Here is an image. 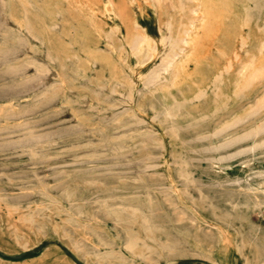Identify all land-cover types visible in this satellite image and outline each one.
Masks as SVG:
<instances>
[{
    "label": "rangeland",
    "instance_id": "obj_1",
    "mask_svg": "<svg viewBox=\"0 0 264 264\" xmlns=\"http://www.w3.org/2000/svg\"><path fill=\"white\" fill-rule=\"evenodd\" d=\"M0 11V264H264V0Z\"/></svg>",
    "mask_w": 264,
    "mask_h": 264
},
{
    "label": "bare ground",
    "instance_id": "obj_2",
    "mask_svg": "<svg viewBox=\"0 0 264 264\" xmlns=\"http://www.w3.org/2000/svg\"><path fill=\"white\" fill-rule=\"evenodd\" d=\"M1 1H2V0H1ZM199 1H200V0H199ZM3 3H4V2H3ZM5 3H6V2H5ZM250 4H251V3H250ZM3 5H4V4H3ZM27 5H28V4H27ZM252 5H253V4H252ZM5 6H6V4H5ZM22 6H23V5H22ZM209 6H210V5H209ZM2 8H3V7H2ZM192 9H193V8H192ZM1 11H2V10H1ZM1 11H0V12H1ZM4 11H5V10H4ZM24 12H25V11H24ZM244 14H246V13H244ZM24 15H25V14H24ZM4 16H5V15H4ZM22 16H23V15H22ZM5 17H6V16H5ZM3 18H4V17H2V19H3ZM8 18H9V17H8ZM23 18H24V17H23ZM57 18H58V17H57ZM10 19L13 20V18H10ZM0 20H1V19H0ZM25 20H26V19H24V21H25ZM5 21H6V20H5ZM10 21H11V20H10ZM13 21H14V20H13ZM7 22H8V21H7ZM15 22H16V20H15ZM12 24H13V23H12ZM6 26H7V25H6ZM28 26H29V25H28ZM15 27H16V26H15ZM52 27H53V26H52ZM52 27H49V28L51 29ZM55 27H56V26H55ZM56 28H57V27H56ZM52 29H53V28H52ZM19 30H20V29H19ZM24 30H25V29H24ZM27 30H29V29L27 28V29H26V32H27ZM9 31H10V30H9ZM1 33H3V32H1ZM24 33H25V32H24ZM15 34H16V33H15ZM27 34H28V33H27ZM21 35H22V34H21ZM167 37H168V36H167ZM35 40H36V39H35ZM36 41H37V40H36ZM132 41L134 42V40H132ZM13 42H14V41H13ZM19 42H20V41H19ZM33 42H34V41H33ZM172 42H174V41H172ZM36 43H37V42H36ZM131 43H132V42H131ZM23 44H24V43H23ZM40 44H41V43H40ZM6 45H7V44H6ZM125 45H126V44H125ZM132 45H134V44L132 43ZM141 45H142V44H141ZM1 47H2V46H1ZM19 47H20V46H19ZM25 47H27V46H25ZM38 47H39V46H38ZM40 47H41V46H40ZM20 48H21V47H20ZM133 48H134V47H133ZM135 48H136V47H135ZM160 48H161V47H160ZM34 49H35V48H34ZM178 49H179V48H178ZM10 50H11V49H10ZM22 50H23V49H22ZM127 50H130V48L127 49ZM160 50H161V49H160ZM30 51H31V50H30ZM134 51H135V50H134ZM152 51H153V50H152ZM152 51H151V52H152ZM15 52H16V51H15ZM147 52H148V51H147ZM154 52H155V51H154ZM156 52H157V50H156ZM12 53H13V52H12ZM18 53H20V52H18ZM157 53H158V52H157ZM157 53H156V54H157ZM0 54H2V53H0ZM34 54H35V53H34ZM43 54H44V53H43ZM43 54H42V56H43ZM2 55H6V54H2ZM2 55H1V56H2ZM7 55H8V53H7ZM14 55H15V54H14ZM16 55H17V54H16ZM131 56H132V55H131ZM176 56H177V55H176ZM4 57H5V56H4ZM25 57H27V56H25ZM133 57H134V56H133ZM5 58H6V57H5ZM22 58H23V57H22ZM35 58H36V57H35ZM46 58H48V57H46ZM70 58H71V57H70ZM163 58H164V57H163ZM43 59H44V58H43ZM54 59H55V58H54ZM18 60H19V59H18ZM40 60H41V59H40ZM124 60H125V58H124ZM147 60H148V59H147ZM153 60H154V59H153ZM19 61H20V60H19ZM47 61H52V60H48V59H47ZM163 61H164V60H163ZM0 62H2V60H1ZM35 62H36V61H35ZM53 63H54V62H53ZM122 63H123V62H122ZM0 64H1V63H0ZM2 64H3V63H2ZM23 64H24V63H23ZM28 64H29V63H28ZM28 64H27V66H30V65H28ZM32 64H33V63H32ZM50 64H51V63H50ZM125 64H127V63H125ZM38 65H39V64H38ZM40 65H41V63H40ZM93 65H94V64H93ZM158 65H159V64H158ZM91 66H92V65H91ZM133 66H134V65H133ZM142 66H143V64H142ZM142 66H141V67H142ZM0 67H1V66H0ZM2 67H3V65H2ZM44 67H45V66H44ZM63 67H64V66H63ZM92 67H93V66H92ZM162 67H163V66H162ZM162 67H161V68H162ZM7 68H8V67H7ZM11 68H12V67H11ZM158 68H159V67H158ZM4 69H5V68H4ZM9 69H10V68H9ZM14 69H15V68H14ZM20 69H24V68H21V67H20ZM31 69H32V68H31ZM44 69H45V68H44ZM61 69H62V68H61ZM79 69H80V68H79ZM135 69H136V68H135ZM167 69H168V68H167ZM6 70H7V69H6ZM24 70H25V69H24ZM24 70H22V71H24ZM26 70H27V69H26ZM34 70H35V69H34ZM39 70H42V68H40ZM39 70H38V71H39ZM80 70H81V69H80ZM150 70H151V69H150ZM155 70H156V69H155ZM18 71H19V70H18ZM36 71H37V70H36ZM38 71H37V72H38ZM42 71H43V70H42ZM42 71H41L40 73H42ZM44 71H45V70H44ZM44 71H43V72H44ZM53 71H54V70H53ZM125 71H126V70H125ZM128 71H129V70H128ZM153 71H154V68H153ZM12 72H14L13 69H12ZM26 72H27V71H26ZM46 72H47V70H46ZM67 72H68V71H67ZM90 72H91V71H90ZM132 72H133V71H132ZM149 72H150V71H149ZM151 72H152V71H151ZM160 72H161V70H160ZM4 73H6V72H4ZM19 73H20V71H19ZM68 73H69V72H68ZM81 73H82V72H81ZM137 73H138V72H137ZM157 73H158V72H156V74H157ZM0 74H1V73H0ZM16 74H18V73H16ZM45 74H46V73H45ZM45 74H44V76H45ZM49 74H50V73H49ZM54 74L56 75V73H54ZM76 74H77V73H76ZM139 75H140V74H139ZM139 75H138V76H139ZM143 75H144V74H143ZM145 75H146V74H145ZM145 75H144V76H145ZM154 75H155V74H154ZM157 75H158V74H157ZM157 75H156V76H157ZM160 75H161V74H160ZM56 76H57V75H56ZM128 76H129V75H128ZM141 76H142V75H140V77H141ZM148 76H149V75H148ZM161 76H162V75H161ZM25 77H26V76H25ZM49 77H50V76H49ZM134 77H135V76H134ZM152 77H153V74H152ZM157 77H158V76H157ZM157 77L153 78L154 81L157 79ZM9 78H10V77H9ZM78 78H79V77H78ZM137 78H138V77H137ZM145 78H147V76H146ZM149 78H150V77H149ZM4 79H6V78H4ZM25 79H26V78H25ZM27 79H28V78H27ZM36 79H37V78H36ZM39 79H42V78H39ZM51 79H52V78H51ZM153 79H152V80H153ZM31 80H33V79L31 78ZM42 80H43V79H42ZM56 80H57V79H56ZM58 80H59V79H58ZM81 80H82V79H81ZM147 80H148V78H147ZM147 80H146V81H147ZM157 80H158V79H157ZM157 80H156V81H157ZM162 80L164 81L163 78H162ZM23 81H24V79H23ZM23 81H22V82H23ZM34 81H35V80H34ZM40 81H41V80H40ZM40 81H39V82H40ZM43 81H44V80H43ZM43 81H42V82H43ZM64 81H65V80H64ZM69 81H70V80H69ZM97 81H99V80H97ZM129 81H130V80H129ZM136 81H137V80H136ZM27 82H28V80H27ZM37 82H38V79H37ZM39 82H38V83H39ZM67 82H68V81H67ZM114 82H115V81H114ZM116 82H117V81H116ZM150 82H152V81H150ZM13 83H14V82H13ZM35 83H36V82H35ZM153 83H154V82H153ZM16 84H17V83H16ZM20 84H21V83H20ZM25 84H26V83H25ZM28 84H29V83H28ZM31 84H32V83H31ZM36 84H37V83H36ZM52 84H53V83H52ZM59 84H60V83H59ZM62 84H63V83H62ZM118 84H119V82H118ZM10 85H11V84H10ZM22 85H23V84H22ZM34 85H35V84H34ZM34 85H33V86H34ZM153 85H154V84H153ZM3 86H4V85H3ZM17 86H18V85H17ZM25 86L27 87L28 85H25ZM25 86L23 85L22 87H25ZM30 86H31V85H30ZM35 86H36V85H35ZM62 86H64V85H62ZM143 86H144V85H143ZM145 86H146V85H145ZM149 86H151V85H149ZM11 87H12V86H11ZM26 87H25V88H26ZM115 87H117V86H115ZM152 87H153V86H152ZM156 87H157V86H156ZM19 88H20V87H19ZM29 88H30V87H29ZM31 88H32V87H31ZM100 88H101V87H100ZM140 88H142V86H141ZM9 89H10V88H9ZM11 89H12V88H11ZM13 89H16V88L13 87ZM13 89H12V90H13ZM17 89H18V88H17ZM26 89H27V88H26ZM48 89H49V88H48ZM65 89H66V88H65ZM98 89H99V88H98ZM101 89H103V88H101ZM104 89H105V88H104ZM133 89H134V88H133ZM143 89H144V88H143ZM143 89H142V90H143ZM23 90H24V89H23ZM27 91H28V90H27ZM30 91H31V90H30ZM64 91H65V90H64ZM68 91H69V90H68ZM106 91H107V90H106ZM110 91H111V90H110ZM146 91H147V90H146ZM8 92H9V91H8ZM10 92H12V91H10ZM20 92H21V91H20ZM28 92H29V91H28ZM43 92H44V91H43ZM107 92H108V91H107ZM111 92H112V91H111ZM138 92H139V91H138ZM147 92H149V91H147ZM147 92H146V94H147ZM22 93H23V92H22ZM41 93H42V92H41ZM59 93H60V91H59ZM66 93H67V92H66ZM69 93H71V92L69 91ZM136 93H137V92H136ZM18 94H19V93H18ZM25 94H26V92H25ZM52 94H53V93H52ZM62 94H63V93H62ZM119 94H120V93H119ZM137 94H138V93H137ZM13 95H14V94H13ZM20 95H22V94H20ZM54 95H55V94H54ZM69 95H70V94H69ZM120 95H121V94H120ZM148 95H149V94H148ZM25 96H26V95H25ZM39 96H40V95H39ZM61 96H62V95H61ZM97 96H98V95H97ZM138 96H140V95H138ZM151 96H152V95H151ZM51 97H52V96H51ZM141 97H142V96H141ZM143 97H144V96H143ZM81 98H82V97H81ZM5 99H6V98H5ZM7 99H8V98H7ZM22 99H23V98H22ZM33 99H34V98H33ZM35 99H36V97H35ZM84 99H85V98H84ZM192 100L194 101V99H192ZM18 101H19V100H18ZM48 101H50V100H48ZM53 101H54V100H53ZM59 101H60V100H59ZM66 101H67V100H66ZM115 101H116V100H115ZM127 101H128V100H127ZM19 102H20V101H19ZM29 102H30V101H29ZM67 102H68V101H67ZM75 102H76V101H75ZM97 102H98V101H97ZM116 102H117V101H116ZM124 102H125V101H124ZM173 102H174V101H173ZM189 102H190V101H189ZM9 103H10V102H9ZM45 103H46V102H44V104H45ZM48 103H49V102H48ZM88 103H91V102H88ZM3 104H4V103H3ZM44 104H42V105H44ZM52 104H53V103H52ZM52 104H51V105H52ZM72 104H73V103H72ZM84 104H85V103H84ZM9 105H10V104H9ZM37 105H39V104H37ZM59 105H60V104H59ZM110 105H111V104H110ZM7 106H8V105H7ZM79 106H80V105H79ZM85 106H86V104H85ZM97 106H98V105H97ZM5 107H6V106H5ZM8 107H9V106H8ZM60 107H61V105H60ZM63 107H64V106H63ZM66 107H67V106H66ZM170 107H172V104L170 105ZM30 108H31V107H30ZM43 108H45V107H43ZM58 108H59V107H58ZM105 108H106V107H105ZM12 109H13V107H12ZM16 109H17V108H16ZM16 109H15V110H16ZM26 109H27V108H26ZM32 109H34V108H32ZM139 109H140V108H139ZM251 109H252V108H251ZM9 110H10V109H9ZM36 110H37V109H36ZM36 110H33V111H36ZM91 110H92V109H91ZM160 110H162V108H161ZM11 111H12V110H11ZM11 111H10V112H11ZM18 111H19V110H18ZM26 111H28V110H26ZM37 111H38V110H37ZM128 111H129V110H128ZM164 111H166V110H164ZM6 112H9V111H6ZM31 112H32V111H30L29 113H31ZM158 112H160V111H158ZM20 113H21V112H20ZM94 113H95V112H94ZM130 113H131V112H130ZM168 113H169V112H168ZM217 113H218V112H217ZM4 114H5V112H4ZM24 114H25V113H24ZM73 114H74V112H73ZM73 114H72V115H73ZM124 114H125V113H124ZM151 114H152V113H151ZM253 114H255V113H253ZM6 115H7V114H6ZM17 115H18V114H17ZM19 115H20V114H19ZM21 115H22V114H21ZM130 115H131V114H130ZM171 115H172V114H170L169 117H170ZM174 115H176V114L174 113ZM1 116H2V115H1ZM7 116H10V115L8 114ZM162 116H163V115H162ZM10 117H13V114H12ZM16 117H17V116H16ZM73 117H74V116H73ZM80 117H82V116H80ZM136 117H138V116H136ZM165 117H168V116H165ZM172 117H173V116H172ZM250 117H251V116H250ZM5 118H6V117H5ZM17 118H18V117H17ZM74 118H75V117H74ZM96 118H97V117H96ZM104 118H105V116H104ZM178 118L180 119V117H178ZM204 118H205V117H204ZM7 119H8V118H7ZM10 119H11V118H10ZM15 119H16V118H15ZM82 119H83V118H82ZM90 119H92V118H90ZM20 120H21V119H20ZM73 120H74V119H73ZM76 120H77V118H76ZM76 120H75V121H76ZM154 120H155V119H154ZM199 120H200V119H199ZM244 120H245V119H244ZM244 120H243V121H244ZM29 121H31V120H29ZM34 121H37V120H34ZM80 121H81V120H80ZM101 121H102V120H101ZM16 122H17V121H16ZM16 122H15V123H16ZM77 122H78V121H77ZM169 122H170V121H169ZM34 123H36V122H34ZM34 123H33V124H34ZM83 123H84V121H83ZM140 123H141V122H140ZM142 123H143V122H142ZM146 123H147V121H146ZM164 123H165V122H164ZM13 124H14V123H13ZM21 124H22V123H21ZM98 124H99V123H98ZM136 124H137V123H136ZM138 124H139V123H138ZM143 124H144V123H143ZM228 124H229V123H228ZM233 124H234V123H233ZM0 125H1V124H0ZM6 125H7V124H6ZM8 125H9V124H8ZM18 125H19V122L17 123V126H18ZM26 125H28V124H26ZM29 125H30V124H29ZM34 125H35V124H34ZM94 125H95V124H94ZM128 125H129V124H128ZM134 125H135V124H134ZM140 125H141V124H140ZM9 126H11V125H9ZM14 126H16V124H15ZM20 126H21V125H20ZM23 126H24V125H23ZM69 126H70V125H69ZM80 126H81V125H80ZM80 126H78V127H80ZM95 126H97V125H95ZM132 126H133V124H132ZM147 126H148V125H147ZM222 126H223V125H222ZM222 126L219 127V128H222ZM226 126H227V125H226ZM229 126H230V125H229ZM235 126H236V124H235ZM21 127H22V126H21ZM24 127H25V126H24ZM42 127H43V126H42ZM42 127H40V128H42ZM64 127H65V126H64ZM81 127H82V126H81ZM81 127H80V128H81ZM86 127H87V126H86ZM88 127H90V126H88ZM97 127H99V126H97ZM126 127H128V126H126ZM224 127H225V126H224ZM8 128H9V127H8ZM65 128H67V127H65ZM65 128H64V129H65ZM76 128H77V127H76ZM90 128H91V127H90ZM172 128H173V127H172ZM230 128H231V127H230ZM11 129H13V128H11ZM59 129H60V128H59ZM70 129H71V128H70ZM78 129H79V128H78ZM82 129H83V128H82ZM88 129H89V128H88ZM121 129H122V128H121ZM223 129H225V128H223ZM14 130H16V129H14ZM27 130L30 131L31 129H27ZM33 130H35V129H33ZM118 130H119V129H118ZM173 130H174V129H173ZM175 130H176V129H175ZM217 130H218V129H217ZM256 130H257V129H256ZM10 131H11V130H10ZM69 131H70V130H69ZM100 131H101V130H100ZM151 131H153V130H151ZM170 131H171V130H170ZM214 131H215V130H214ZM214 131H213V132H214ZM3 132H5V131H3ZM23 132H24V131H23ZM97 132H98V131H97ZM113 132H114V131H113ZM20 133H21V132H20ZM81 133H82V131H81ZM94 133H95V132H94ZM98 133H99V132H98ZM102 133H103V132H102ZM114 133H115V132H114ZM128 133H129V132H128ZM154 133H156V132H154ZM157 133H158V132H157ZM215 133H216V131H215ZM215 133H213V134H215ZM256 133H257V132H256ZM14 134H15V133H14ZM83 134H84V133H83ZM132 134H133V133H132ZM213 134H211V137H212ZM219 134H220V133H219ZM10 135H13V134H10ZM20 135H21V134H20ZM30 135H31V134H30ZM49 135H50V134H49ZM53 135H54V134H53ZM60 135H61V134H60ZM73 135H74V134H73ZM75 135H76V134H75ZM122 135H123V134H122ZM173 135H174V134H173ZM204 135H206V134H204ZM50 136H51V135H50ZM65 136H66V135H65ZM91 136H92V135H91ZM144 136H145V135H144ZM174 136H175V135H174ZM199 136H200V135H199ZM249 136H251V135H249ZM4 137H5V136H4ZM11 137H12V136H11ZM52 137H53V136H52ZM55 137H56V136H55ZM69 137H70V136H69ZM123 137H124V136H123ZM136 137H137V136H136ZM175 137H176V136H175ZM202 137H203V134H202ZM202 137H201V138H202ZM206 137H207V136H206ZM213 137H214V136H213ZM2 138H3V137H2ZM36 138H37V137H36ZM92 138H93V137H92ZM111 138H112L111 140L114 139L113 137H111ZM241 138H243V137H241ZM246 138H247V136H246ZM23 139H24V138H23ZM28 139H31V140H32V137H31V138H28ZM89 139H91V138H89ZM94 139H95V138H94ZM117 139H118V138H117ZM117 139H116V140H117ZM238 139H240V138H238ZM19 140H20V138H19ZM24 140H26V139H24ZM31 140H30V141H31ZM107 140H108V139H107ZM114 140H115V139H114ZM114 140H113V141H114ZM126 140H127V139H126ZM130 140H131V139H130ZM173 140H174V139H173ZM176 140H177V139H176ZM195 140H196V139H195ZM202 140H203V139H202ZM6 141H7V140H6ZM22 141H23V140H22ZM27 141H28V140H26V142H27ZM39 141H40V140H39ZM81 141H82V140H81ZM84 141L86 142V139H85ZM190 141H191V140H190ZM235 141H236V140H235ZM90 142H91V141H90ZM97 142H98V141H97ZM106 142H107V141H106ZM108 142H109V141H108ZM128 142H129V141H128ZM229 142H230V141H229ZM229 142H228V144H229ZM242 142H243V141H242ZM4 143H5V142H4ZM15 143H16V142H15ZM21 143H22V142H21ZM75 143H76V142H75ZM104 143H105V142H104ZM220 143H222V142H220ZM233 143H234V142H233ZM6 144H7V143H6ZM6 144H5V146H6ZM9 144L11 145V143H9ZM9 144H8V145H9ZM29 144H30V142H29ZM50 144H51V143H50ZM101 144H102V142H101ZM143 144H144V143H143ZM217 144H218V143H217ZM217 144H215V145H217ZM10 145H9V146H10ZM36 145H37V144H36ZM62 145H63V144H62ZM79 145H80V144H79ZM82 145H83V144H82ZM104 145H108V144H104ZM134 145H135V144H134ZM229 145H232V144H229ZM234 145H236V143L233 144V146H234ZM12 146H13V145H12ZM12 146H11V147H12ZM59 146H60V145H59ZM75 146H76V145H75ZM97 146H98V145H97ZM122 146H124V145H122ZM125 146H126V145H125ZM148 146H149V145H148ZM213 146H214V145H213ZM223 146H224V145H223ZM0 147H1V146H0ZM7 147H8V146H7ZM11 147H9V148H11ZM16 147H17V146H16ZM55 147H57V145H56ZM69 147H71V146H69ZM72 147H73V145H72ZM85 147H87V145H86ZM85 147H84V148H85ZM119 147H121V146H119ZM128 147H129V146H128ZM143 147H144V146H143ZM163 147H164V146H163ZM220 147H221V146H220ZM224 147H225V146H224ZM231 147H232V146H231ZM3 148H4V147H3ZM34 148H35V147H34ZM51 148H52V147H51ZM88 148H89V147H88ZM93 148H94V147H93ZM95 148H96V147H95ZM203 148H204V147H203ZM206 148H207V147H206ZM7 149H8V148H7ZM23 149H24V148H23ZM73 149H74V148H73ZM73 149H72V150H73ZM78 149H79V148H78ZM90 149H91V147H90ZM108 149H109V148H108ZM108 149H107V150H108ZM110 149H111V148H110ZM113 149H114V148H113ZM214 149H216V148H213L212 150H214ZM218 149H219V146H218ZM220 149H221V148H220ZM222 149H223V148H222ZM226 149H227V148H226ZM228 149H229V148H228ZM241 149H242V148H241ZM244 149H245V148H244ZM5 150H6V149H5ZM18 150H19V149H18ZM25 150H26V149H25ZM28 150H29V148H28ZM69 150H70V149H69ZM75 150H76V149H75ZM98 150H99V149H98ZM98 150L96 149V151H98ZM100 150H101V149H100ZM119 150H121V149H119ZM161 150H162V149H161ZM251 150H252V149H251ZM13 151H14V150H13ZM60 151H62V150H60ZM64 151H65V150H64ZM87 151H88V150H87ZM89 151H90V150H89ZM93 151H94V150H93ZM101 151H102V150H101ZM132 151H133V150H132ZM203 151H204V150H202V152H203ZM214 151H215V150H214ZM236 151H237V150H235L234 152H236ZM241 151H242V150H241ZM5 152H6V151H5ZM5 152H4V153H5ZM14 152H15V151H14ZM29 152H31V151H29ZM58 152H59V151H58ZM84 152H85V151H84ZM107 152H108V151H107ZM119 152H120V151H119ZM129 152H130V151H129ZM9 153H10V152H9ZM68 153H69V152H68ZM68 153H67V154H68ZM77 153H78V152H77ZM79 153H80V152H79ZM97 153L100 154L101 152H97ZM127 153H128V152H127ZM211 153H213V152H211ZM240 153H243V152H240ZM240 153H239V154H240ZM2 154H3V153H2ZM23 154H25V153H23ZM28 154H31V153H28ZM32 154H34V153L32 152ZM71 154H72V153H71ZM89 154H90V153H89ZM105 154H107V153L105 152ZM243 154H244V153H243ZM243 154H242V155H243ZM34 155H36V154H34ZM69 155H70V154H69ZM87 155H88V154H87ZM92 155H93V154H92ZM95 155H98V154H95ZM100 155H101V154H100ZM148 155H149V154H148ZM162 155H163V154H162ZM230 155H231V154H230ZM234 155H236V154L234 153ZM12 156H13V155H12ZM16 156H17V155H16ZM36 156H37V155H36ZM56 156H57V155H56ZM60 156H61V155H60ZM65 156H67V155H65ZM102 156H103V153H102ZM146 156H147V155H146ZM151 156H153V155H151ZM169 156H170V155H169ZM223 156H224V155H223ZM232 156H233V155H232ZM238 156H239V155H238ZM238 156H237V157H238ZM17 157H18V156H17ZM78 157H79V156H78ZM80 157H82V156H80ZM83 157H84V156H83ZM83 157H82V158H83ZM95 157H97V156H95ZM153 157H154V156H153ZM156 157H157V156H156ZM217 157H218V156H217ZM229 157H230V156H229ZM11 158H12V157H11ZM18 158H19V157H18ZM20 158H21V157H20ZM31 158H32V157H31ZM34 158H35V157H34ZM46 158H48V157H46ZM51 158H54V157L51 156ZM110 158H111V157H110ZM142 158H143V157H142ZM220 158H221V157H220ZM224 158H225V157H224ZM2 159H3V158H2ZM6 159H7V158H6ZM6 159H5V160H6ZM28 159H29V158H28ZM54 159H56V158H54ZM54 159H53V160H54ZM73 159H74V158H73ZM83 159H84V158H83ZM100 159H101V158H100ZM100 159H99V160H100ZM107 159H108V158H107ZM172 159H173V158H172ZM190 159H191V158H190ZM192 159H193V158H192ZM222 159H223V158H222ZM226 159H228V158H226ZM21 160H22V159H21ZM37 160H39V159H37ZM37 160H36V161H37ZM50 160H52V159H50ZM76 160H77V159H76ZM85 160H86V159H85ZM91 160H93V157H92ZM94 160H96V159H94ZM94 160H93V161H94ZM97 160H98V159H97ZM123 160H124V159H123ZM220 160H221V159H220ZM223 160H224V159H223ZM223 160H222V161H223ZM29 161H30V160H29ZM32 161H33V160H32ZM34 161H35V159H34ZM43 161H45V159H44ZM43 161H42V162H43ZM48 161H49V160H48ZM82 161H83V160H82ZM88 161H90V160H88ZM137 161H139V160H137ZM188 161H189V160H188ZM212 161H213V160H212ZM222 161H220V162H222ZM229 161H230V160H229ZM38 162H39V161H38ZM78 162H79V161H78ZM95 162H96V161H95ZM130 162L132 163V161H130ZM145 162H146V161H145ZM204 162H206V161H204ZM215 162H216V161H215ZM217 162H218V161H217ZM22 163H23V162H22ZM31 163H32V162H31ZM34 163H35V162H34ZM80 163H81V162H80ZM124 163H126V162H124ZM124 163H123V164H124ZM127 163H128V162H127ZM134 163H135V162H134ZM136 163H137V162H136ZM138 163H139V162H138ZM138 163H137V164H138ZM189 163H190V162H189ZM237 163H238V162H237ZM69 164H70V163H69ZM78 164H79V163H78ZM81 164H82V163H81ZM120 164H121V163H120ZM74 165H75V164H74ZM91 165H93V164H91ZM107 165H108V164H107ZM107 165H106V166H107ZM130 165H131V164H130ZM132 165H133V164H132ZM134 165H135V164H134ZM159 165H161V164H159ZM190 165H191V164H190ZM212 165H213V164H212ZM212 165H211V166H212ZM54 166H55V165H54ZM58 166L60 167V165H58ZM61 166H62V165H61ZM63 166H64V165H63ZM151 166H152V164H151ZM151 166H150V167H151ZM155 166H156V164H155ZM116 167H118V166H116ZM126 167H127V166H126ZM144 167H145V166H144ZM147 167H149V165H147L146 168H147ZM150 167H149V168H150ZM191 167H192V166H191ZM240 167H241V166H240ZM48 168H49V167H48ZM94 168H95V167H94ZM99 168H100V167H99ZM102 168H104V166H103ZM112 168H114V167H112ZM119 168H120V167H119ZM86 169H87V168H86ZM100 169H101V168H100ZM137 169H138V168H137ZM142 169H143V168H141V170H142ZM77 170L79 171V169H77ZM133 170H134V169H133ZM133 170H132V171H133ZM143 170H144V169H143ZM14 171H15V170H14ZM132 171H129V172L131 173ZM103 172H104V171H103ZM103 172H102V173H103ZM112 172H113V171H112ZM112 172H110V173H112ZM125 172H126V171H124V173H125ZM134 172H135V171H134ZM107 173H108V172H107ZM114 173H115V172H114ZM126 173H127V172H126ZM56 174H57V173H56ZM93 174H94V173H93ZM58 175H59V174H58ZM58 175H57V176H58ZM101 175H102V174H101ZM134 175H136V174H134ZM143 175H144V174H143ZM145 175H146V174H145ZM145 175H144V176H145ZM180 175H182V174H180ZM261 175H262V174H261ZM263 175H264V174H263ZM52 176H53V175H52ZM57 176H56V177H57ZM126 176H127V175H126ZM258 176H259V175H258ZM69 177H70V175H69ZM191 177H192V176H191ZM252 177H253V176H252ZM93 178H94V177H93ZM179 178H180V177H179ZM258 178H259V177H258ZM260 178H261V177H260ZM86 179H87V178H86ZM119 180H120V179H119ZM125 180H126V179H125ZM135 180H136V179H135ZM137 180H138V177H137ZM84 181H85V180H84ZM90 181H92V179H91ZM128 181H129V180H128ZM180 181H181V180H180ZM195 181H196V180H194V182H195ZM238 181H239V180H238ZM87 182H88V181H87ZM93 182H94V181H92V183H93ZM95 182H96V181H95ZM95 182H94V183H95ZM97 182H98V181H97ZM132 182H133V181H132ZM136 182H137V181H136ZM184 182H185V181H184ZM243 182H244V181H243ZM245 182H247V181H245ZM56 183H57V182H56ZM88 183H89V182H88ZM88 183H87V184H88ZM100 183H101V182H100ZM122 183H124V182H122ZM185 183H186V182H185ZM196 183H198V182H196ZM225 183H226V182H225ZM227 183H230V182H227ZM227 183H226V184H227ZM231 183H232V182H231ZM238 183H239V182H238ZM96 184H97V183H96ZM101 184H102V183H101ZM176 184H177V183H176ZM193 184H194V183L192 182V185H193ZM200 184H201V183H200ZM214 184H216V183H214ZM214 184H213V186H214ZM232 184H233V183H232ZM234 184H235V183H234ZM91 185H92V184H91ZM184 185H185V184H184ZM192 185H191V186H192ZM197 185H199V183H198ZM201 185H204V184L202 183ZM209 185H210V184H209ZM218 185H219V184H218ZM110 186H111V185H110ZM171 186H172V185H171ZM181 186H182V185H181ZM210 186H211V185H210ZM95 187H96V186H95ZM168 187H170V186H168ZM258 187H260V186H258ZM53 188H55V187H53ZM157 188H158V187H157ZM202 188H204V186H203ZM202 188H201V189H202ZM16 189H17V188H16ZM145 189H146V188H145ZM185 189H186V188H185ZM204 189H205V188H204ZM217 189H218V188H217ZM222 189H223V188H222ZM222 189H221V190H222ZM228 189H229V188H228ZM238 189H239V188H238ZM255 189H256V188H255ZM148 190H149V189H148ZM221 190H220V191H221ZM231 190H232V189H231ZM73 191H74V190H73ZM117 191H118V190H117ZM123 191H125V190H123ZM133 191H134V190H133ZM133 191H132V192H133ZM154 191H155V190H154ZM184 191H185V190H184ZM248 191H250V190H248ZM152 192H153V191H152ZM200 192H201V191H200ZM252 192H254V191H252ZM259 192H260V191H259ZM13 193H14V192H13ZM186 193H187V192H186ZM197 193H198V192H197ZM171 194H172V192H171ZM182 194H183V193H181V195H182ZM244 194H245V193H244ZM182 196H183V195H182ZM185 196H186V195H185ZM199 196H200V195H199V193H198V197H199ZM203 196H204V195H203ZM252 196H253V195H252ZM122 197H123V196H122ZM127 197H128V196H127ZM190 197H191V196H190ZM48 198H49V197H48ZM247 198H248V197H247ZM253 198H254V197H253ZM108 199H109V198H108ZM185 199H186V198H185ZM187 199H188V198H187ZM192 199H193V198H192ZM192 199H191V200H192ZM100 200H101V199H100ZM115 200H116V199H115ZM117 200H118V199H117ZM203 200H204V199H203ZM205 200H206V199H205ZM205 200H204V201H205ZM212 200H214V199H212ZM255 200H257V199H255ZM249 201H250V200H249ZM64 202H65V201H64ZM85 202H86V201H85ZM87 202H88V201H87ZM182 202H183V201H182ZM191 202H193V201H191ZM198 202H199V201H198ZM250 202H251V201H250ZM76 203H77V202H76ZM226 203H227V202H226ZM70 204H71V203H70ZM56 205H57V203H56ZM202 205H204V204H202ZM228 205H230V204H228ZM103 206H104V205H103ZM257 206H259V205H257ZM257 206H256V208H257ZM67 207H68V206H67ZM69 207H70V206H69ZM117 207H118V206H117ZM128 207H129V206H128ZM188 207H189V206H188ZM194 207H196V206H194ZM208 207H209V206H208ZM99 208H100V207H99ZM109 208H110V207H109ZM125 208H126V207H125ZM191 208H192V207H191ZM209 208H210V207H209ZM232 208H233V207H232ZM62 209H63V207H62ZM107 209H108V208H107ZM127 209H128V208H127ZM134 209H135V208H134ZM211 209H212V208H211ZM129 210H131V209H129ZM193 210H194V209H193ZM228 210H229V209H228ZM258 210H259V209H257V211H258ZM210 211H212V210H210ZM215 211H216V210H215ZM131 212H132V211H131ZM158 212H159V211H158ZM62 213H63V212H62ZM62 213H61V214H62ZM132 213H133V212H132ZM96 214H97V213H96ZM190 214H191V213H190ZM65 215H67V214H65ZM79 215H80V214H79ZM223 215H224V214H223ZM80 216H81V215H80ZM82 216H83V215H82ZM130 216H131V215H130ZM211 216H213V214H212ZM227 216H228V215H227ZM71 217H72V216H70V218H71ZM180 217H181V216H180ZM229 217H230V216H229ZM64 218H65V217H64ZM64 218H63V220L65 221ZM68 218H69V217H68ZM70 218H69V219H70ZM134 218H135V217H134ZM214 218L217 219L216 216H214ZM226 218H227V217H226ZM238 218H239V217H238ZM238 218H237V219H238ZM241 218H242V217H240V219H241ZM256 218H257V217H256ZM138 219H139V218H138ZM145 219H146V218H145ZM240 219H238V220H240ZM61 220H62V219H61ZM66 220H67V219H66ZM241 220H242V219H241ZM141 221H143V220H141ZM216 221H217V220H216ZM68 222H69V221H68ZM110 222H112V221H110ZM110 222H109V223H110ZM236 223H237V222H236ZM41 224H42V223H41ZM62 224H63V223H62ZM74 224H75V222H74ZM110 224H111V223H110ZM150 224H151V223H150ZM222 224H223V223H222ZM66 225H67V224H66ZM111 225H112V224H111ZM113 225H114V224H113ZM144 225H145V223H144ZM205 225H207V224H205ZM60 226H62V225L60 224L59 227H60ZM63 226H64V225H63ZM68 226H69V225H68ZM117 226H118V225H117ZM207 226H208V225H207ZM39 227H40V226H39ZM69 227H70V226H69ZM80 227H81V225H80ZM211 227H212V226H211ZM234 227H235V226H234ZM247 227H248V225H247ZM72 228H74V227H72ZM214 228H215V227H214ZM250 228H251V227H250ZM257 228H258V227H257ZM257 228H256V229H257ZM61 229H62V228H61ZM63 229H64V228H63ZM68 229H69V228H68ZM70 229H71V227H70ZM82 229H84V227H83ZM139 229H140V228H139ZM220 229H221V228H220ZM230 229H231V228H230ZM96 230H97V229H96ZM216 230H217V229H216ZM245 230H246V229H245ZM29 231H30V230H29ZM65 231H66V230H65ZM61 232H62V231H61ZM221 232H222V231H221ZM64 233H65V232H62L61 234H64ZM120 233H121V231H120ZM65 234H66V233H65ZM68 236H69V235H68ZM68 236H67V237H68ZM238 236H240V235L238 234ZM79 238H80V236H79ZM134 238H135V237H134ZM137 238H138V237H137ZM253 238H254V237H253ZM69 239H70V238H69ZM82 239H83V238H82ZM135 239H136V238H135ZM75 240H76V239H75ZM94 240H95V239H94ZM77 241H78V240H77ZM85 241H86V240H84V242H85ZM134 241H135V240H134ZM150 241H151V240H150ZM132 242H133V241H132ZM132 242H131V244H132ZM135 242H136V241H135ZM87 243H88V242H87ZM140 243H141V242H140ZM155 243H156V242H155ZM239 243H240V242H239ZM16 245H17V244H16ZM142 245H143V243H142ZM185 245H186V244H185ZM233 245H234V244H233ZM69 246H70V245H69ZM103 246H104V245H103ZM131 246H132V245H131ZM134 246H135V245H134ZM144 246H145V245H144ZM75 247H76V246H75ZM83 247H84V246H83ZM126 247H127V246H126ZM132 247H133V246H132ZM73 248H74V247H73ZM81 248H82V247H81ZM107 248H108V247H107ZM128 248H129V249H127V250L129 251L131 247H128ZM96 249H97V248H96ZM131 249H132V248H131ZM140 249H141V248H140ZM235 249H236V248H235ZM78 250H79V248H78ZM194 250H195V249H194ZM236 250H237V249H236ZM130 251H131V250H130ZM133 251H134V250H133ZM145 251H146V250H145ZM196 251H197V250H196ZM84 252H85V251H84ZM197 252H198V251H197ZM39 254H40V253H39ZM76 254H77V253H76ZM83 254H84V253H83ZM86 254H87V253H86ZM140 254H141V253H140ZM77 255H78V254H77ZM88 255H89V254H88ZM106 255H107V254H106ZM110 255H113V253H111ZM132 255H133V254H132ZM135 255H136V254H135ZM91 256H92V255H91ZM91 256H90V257H91ZM97 256H98V255H97ZM99 256H100V255H99ZM99 256H98V257H99ZM104 256H105V255H104ZM115 256H116V255H115ZM141 256H143V255H141ZM88 257H89V256H88ZM136 257H137V256H136ZM94 258H95V257H94ZM94 258H93V259H94ZM139 258H140V255H139ZM175 258H176V257H175ZM178 258H179V257H178ZM180 258H181V257H180ZM239 258H240V257H239ZM140 259H141V258H140ZM95 260H96V259H95ZM95 260H94V261H95ZM98 260H100V259H98ZM102 260H103V259H102ZM105 260H107V259H105ZM115 260H116V259H115ZM181 260H182V259H181ZM116 261H117V260H116ZM142 261H143V259H142ZM146 261H147V260H146ZM146 261H145V262H146ZM119 262H120V261H119ZM150 262H152V261H150ZM172 262H173V261H172ZM172 262H171V263H172ZM229 262H230V261H229ZM16 263H17V262H16ZM102 263H103V262H102ZM108 263H109V261H108ZM176 263H177V262H176ZM243 263H244V262H243ZM86 264H87V263H86ZM148 264H149V263H148ZM169 264H170V263H169ZM173 264H175V263H173Z\"/></svg>",
    "mask_w": 264,
    "mask_h": 264
}]
</instances>
